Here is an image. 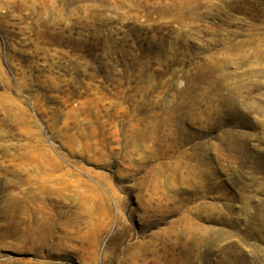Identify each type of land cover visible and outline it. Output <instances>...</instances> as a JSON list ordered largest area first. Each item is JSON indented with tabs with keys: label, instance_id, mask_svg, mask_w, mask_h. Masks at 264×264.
Returning a JSON list of instances; mask_svg holds the SVG:
<instances>
[{
	"label": "rangeland",
	"instance_id": "1",
	"mask_svg": "<svg viewBox=\"0 0 264 264\" xmlns=\"http://www.w3.org/2000/svg\"><path fill=\"white\" fill-rule=\"evenodd\" d=\"M0 264H264V0H0Z\"/></svg>",
	"mask_w": 264,
	"mask_h": 264
}]
</instances>
